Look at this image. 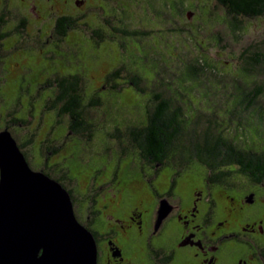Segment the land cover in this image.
I'll return each instance as SVG.
<instances>
[{
    "label": "rangeland",
    "instance_id": "obj_1",
    "mask_svg": "<svg viewBox=\"0 0 264 264\" xmlns=\"http://www.w3.org/2000/svg\"><path fill=\"white\" fill-rule=\"evenodd\" d=\"M130 1L122 4V0H117L122 5L117 13H122L124 8L131 9L129 16L124 15L121 21L126 26L131 23L135 29L143 27L155 32L141 39L133 37L132 43L124 47L122 54L116 53L119 48L115 34L110 39H102V36H94L92 32L82 33L77 30L69 35L65 50L51 47L39 52L42 62L50 65L49 73L59 70L65 74H81L84 86L90 83L92 88L97 81L90 73L93 69L101 72L102 67L99 66L103 59L111 61L112 65L118 63L117 59L120 62L126 60L128 66L134 69L124 70L122 74L136 76L138 73L145 76L146 79H139L144 92L139 93L127 81L123 91L108 95V105L106 100L104 104L93 107L88 105L89 100L86 98L83 108L88 111L94 123H100V127L93 128L95 140L90 142L82 138L81 141H74L77 138L71 132L69 119L64 117L60 120L58 116L54 119L56 111L50 112V101L48 109H45L49 113L45 114L44 98L35 102L33 125L31 127L28 123L30 126L25 128L29 131L28 127H31L36 133L35 146L41 151L46 142L53 143L55 148L60 147L58 141H53V133L64 132L61 138L69 137L65 140V146L71 141L76 144L61 148L52 158L51 164L56 166V176L63 179L76 199L80 198L77 193H85L86 188L106 189L98 206L103 211V219L107 213H114L120 205L127 208L134 202L146 200L151 184L160 189L169 188L168 177H172L173 167L168 166L158 180L150 181L144 176L143 159L130 153L129 128L146 122L151 114L146 109L151 107L154 110L156 103L152 102V97L156 94L171 98L174 106L180 105L185 123L192 119L189 136L183 141L187 147H190L193 135H197L194 126L197 132L198 129L206 130V127L215 128L212 129L215 136L222 135L236 143L240 149H254L258 152L264 149V92L253 105H249L252 104V91L258 87L264 88V18L234 16L219 0H149L155 9L160 8L164 14L163 18L158 19L154 16L155 11L146 5L148 0ZM94 2L85 16V20L92 24L97 23L94 14L99 11ZM191 2L199 6L201 4L204 8L202 11L194 10L195 5H190ZM205 8L209 18L205 17ZM72 11L73 7L71 13L79 19L76 24L81 27L83 20ZM192 11L194 13L190 17ZM200 13L204 17L198 21L196 17ZM157 25L162 28L161 34L157 33ZM187 64H194L197 73L187 77ZM115 67H118L117 64ZM42 68L43 65L37 64L36 73L24 76V80L20 76L15 78L9 75L2 81L0 93L7 104L14 107L13 103L20 90L26 89L30 83L33 90L37 88ZM182 73L185 79L180 77ZM163 85L173 87L171 90H175V94L170 89L166 91ZM149 88L153 89L152 93ZM93 91L87 90L84 94L88 96ZM23 102L27 104V97H23ZM20 116H26V109L22 108ZM216 122L223 126H216ZM109 136L117 139L112 140ZM102 138L110 143H102ZM184 143H180L181 149H185ZM131 148L134 150L133 146ZM37 160H40L39 155ZM180 171L178 188L200 187L205 183V174L208 175L197 160H192ZM243 179L239 174H231L226 183L237 184ZM105 207H108L107 211ZM121 214L126 216L123 212Z\"/></svg>",
    "mask_w": 264,
    "mask_h": 264
},
{
    "label": "flooded vegetation",
    "instance_id": "obj_2",
    "mask_svg": "<svg viewBox=\"0 0 264 264\" xmlns=\"http://www.w3.org/2000/svg\"><path fill=\"white\" fill-rule=\"evenodd\" d=\"M93 1L99 10L94 14L96 24L85 20L86 12L93 7ZM125 2L131 1L122 0V4ZM193 4L194 10L202 11L204 8L196 2L190 5ZM146 5L155 11V18H163L161 9H155L151 1L148 0ZM72 7V12L83 20L81 27L76 24L79 19L71 13ZM120 7L122 5L117 0H0V86L9 75L15 78L20 76L24 80V76L36 73L37 64L43 65L37 88L33 90L30 83L26 89L20 90L14 107L7 104L0 93V133L9 131L31 168L57 181L59 178L54 171L56 166H52L51 160L65 147V140L69 137L55 138L54 141L60 143L58 148L50 146L52 143L49 142L45 143L42 151L35 146L36 133L31 128L35 118V102L44 98L43 108L48 109V102L52 103L62 87L68 88L70 81L84 78L81 74H65L59 70L49 73L50 65L42 62L39 51L51 47L65 50L69 35L77 30L92 32L94 36H102V39H110L115 34L119 48L116 53L122 54L124 47L133 41L135 27L131 23L126 26L121 21L124 15L129 16L131 9L124 8L122 13H117ZM204 11L205 17L209 18L206 8ZM190 13L193 16L194 12ZM197 15L198 21L204 17L202 13ZM161 31L162 28L158 26L157 33L161 34ZM46 55L50 57L49 53ZM32 58L35 59L31 61ZM116 62L118 67L103 59L99 66L102 67L101 72L93 69L90 73L97 81L95 87L92 88L90 83L83 86L84 91L94 90L93 96L97 102L102 95L112 96L115 92L123 91L127 81L133 85L135 76L122 74V71L133 67L128 66L126 60L120 62L117 59ZM136 90L144 92L138 87ZM24 96L27 97V104L23 102ZM63 105L56 109L64 110L66 106ZM22 108L26 109L28 118L20 116ZM83 111L84 124L88 123L89 126L84 125L83 129H73L71 132L76 135L74 141H81L82 138L90 142L95 140L93 128L100 127V123H94L88 111ZM48 113L45 110V114ZM64 117L69 119L72 128L69 115ZM28 123L31 125L29 131L25 130ZM63 135L64 132L61 137ZM109 138L117 139L112 136ZM100 141L110 143L106 138ZM37 155L40 160H37ZM141 157L144 161V176L150 181L159 178L167 168L160 163H152L150 157ZM181 173L173 169L172 177H168L169 188L160 189L151 184L146 200L134 202L127 208L120 205L114 213H107L104 219L103 211L98 206L104 198L101 195L106 191L105 188H86L85 193H77L80 198L76 199L66 187L72 195L78 221L95 236L97 264H264V179L247 176L237 184H228L210 183L204 176L205 183L200 187L178 188ZM163 202L167 215L159 222Z\"/></svg>",
    "mask_w": 264,
    "mask_h": 264
},
{
    "label": "water",
    "instance_id": "obj_3",
    "mask_svg": "<svg viewBox=\"0 0 264 264\" xmlns=\"http://www.w3.org/2000/svg\"><path fill=\"white\" fill-rule=\"evenodd\" d=\"M166 210L163 202L159 222ZM0 264H97L95 236L71 193L33 170L9 131L0 133Z\"/></svg>",
    "mask_w": 264,
    "mask_h": 264
},
{
    "label": "trees",
    "instance_id": "obj_4",
    "mask_svg": "<svg viewBox=\"0 0 264 264\" xmlns=\"http://www.w3.org/2000/svg\"><path fill=\"white\" fill-rule=\"evenodd\" d=\"M219 1L229 10L228 12L234 16L264 18V0ZM154 32L153 30L151 31L141 27L139 31L137 29L134 30L133 37L141 39L142 37H148L149 34ZM187 66L189 70V75L187 77L192 73H197V69L193 67L194 64H187ZM184 76L183 73L180 75L181 78L185 79ZM142 77L146 79L145 76L136 73L132 81V86L141 88L143 91L144 88L141 86L139 80ZM166 85L168 84L166 83ZM166 85H163L162 88H166V91L170 89L169 91L175 94V90H171L173 87L169 88ZM83 86L84 80L70 81L69 87H62V91L57 93L51 103L52 109H54L57 114H55L54 119L58 116L61 120L63 116L69 115L73 123L72 130L75 129V131L83 129L84 125L89 126L88 123L84 124L85 119L83 117V115H85L83 104L86 98L89 100L88 105L90 106H100L104 104L106 100H108L107 105L109 104L108 96H100L99 102L96 101L97 98L95 99L93 96L95 94L93 92L86 96ZM149 90L151 93L153 92L152 88H149ZM263 92V87L254 89L251 94L252 101L250 103L252 104L249 105H253ZM147 93H149V91H147ZM207 94L209 95V93ZM90 99L92 100L90 101ZM152 100L156 105L153 111L151 107L146 109V112L151 113L146 122H143L142 125L139 124L129 128L128 133L130 151H132L130 152L131 154L140 157L142 155H144V157H150L152 163L156 165L160 163L165 167L171 166L173 169H176V171H180L181 168L192 162V160H197V162L204 167L205 173L208 172V175H205L210 183H226V179L230 177L231 174H239V176L241 175L244 178L250 176L258 180L264 179V149L261 152L255 151L254 149H240L237 147L236 143L227 140L222 135H218V137L215 136L212 131V129L215 128L209 129L206 127V130L203 131L198 129L197 132L194 126L193 130H195L197 135H193L192 141L190 140L191 145L187 147L183 141L189 136L188 133L192 119H190L188 123H185L182 119L183 108L179 104V106H174L171 102V98H165L163 94L154 95ZM67 102L68 105H66ZM61 104L66 106L64 110L58 109ZM56 107L58 108L56 109ZM216 124L218 123L216 122ZM216 126L221 127L223 124H218ZM53 135L54 139L57 137L61 138V133L59 132L53 133ZM55 135H57V137H55ZM180 143H184L185 149L180 148ZM52 144H50V146H52ZM71 145L75 144L71 141L64 149ZM131 146H133L134 150ZM159 178L153 179V181ZM58 181L66 187L62 178L59 177Z\"/></svg>",
    "mask_w": 264,
    "mask_h": 264
}]
</instances>
